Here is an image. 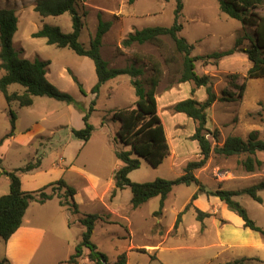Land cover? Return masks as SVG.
I'll list each match as a JSON object with an SVG mask.
<instances>
[{"label": "rangeland", "instance_id": "1", "mask_svg": "<svg viewBox=\"0 0 264 264\" xmlns=\"http://www.w3.org/2000/svg\"><path fill=\"white\" fill-rule=\"evenodd\" d=\"M35 1L0 0V9H12L19 18L18 32L14 37L16 49H25V58L32 60L40 58L49 61V81L60 91L70 94L76 103L70 106L66 102L49 97H37L34 106L31 107L20 108L14 103L11 108L14 109L19 118L14 133L17 137L30 136L33 127L39 123L45 130L40 135H33L28 144H20L17 139L7 144L8 138L4 139L2 143L1 140L8 134L11 125L7 114L8 104L0 92V171H13L15 168L24 167L30 163L34 164L43 159V169L41 170L46 172L44 174L45 179L54 180L56 173L53 170L56 169L58 172L61 170L59 153H65L67 156L71 153L75 156L81 150L87 148L83 151L87 152L91 148L89 152L90 164L87 163L88 171L100 176L109 174L113 168L120 167V160L116 157L115 152L117 150H129L128 147L120 143L118 139L119 130H116L118 121L112 120V116L113 111L117 109H129L135 106L136 94L131 85V78L129 75H122L103 86L100 98L97 100L96 111L90 117V123L95 127V131L87 144L70 135L68 129L62 125L79 120L81 114L85 115L89 111L94 99L87 92L88 85L86 84L92 72L96 77L94 62L88 57L77 55L69 48H58L55 45L47 44L44 38L32 37V34L40 30L45 24L59 26L64 33L72 31L70 14L41 18L34 11ZM183 1L184 10L180 18V22L183 24L181 35L194 45L193 55H207L228 50L234 46L235 39L243 35L242 22L222 13L217 0ZM79 3L80 14L84 15L85 13L80 41L86 47L89 46L90 38L96 32L98 14H101L103 20L113 22V26L104 37L102 47V56L110 63V67L125 68L134 65L143 68L144 75L139 78L143 82H146L152 75L153 63H159L163 73L157 88L158 114L166 130L170 147L169 154L174 156L177 152L180 157L177 163H173L171 157H168L158 168H153L145 160H142L141 167L130 174V180L146 183L157 178L175 179L179 177L183 174V169L188 162L200 159V151L198 143L191 138L197 124L185 114L176 113L173 107L177 102L191 97L203 102L206 99L205 89L196 88L193 82H179L183 66V54L177 52L175 43L170 37H162L163 45L161 47L151 43H136L128 48L121 46L122 40L135 30L155 26H172L177 0H136L133 4H130L128 0H81ZM257 11L264 17V3ZM249 32L253 33V29H249ZM245 46L248 47L249 44L246 42ZM238 53L242 56L246 55L241 52ZM228 63L234 65L231 59H227L225 65ZM195 65L197 73L203 74L202 62L198 61ZM212 70L216 72L213 77L215 91L221 95L222 91L228 88V76L240 74L241 78L238 82L241 83L242 77L246 76L249 70V66L246 61H242L240 66H237L236 73L229 74L217 71L216 68ZM1 75L2 72H0ZM74 75L85 83L83 84L85 94L81 92L78 84L74 81ZM22 89L20 85L16 84L11 90L22 91ZM247 89L249 94L256 95L255 98H259L260 102L264 101V78L248 80ZM193 90H195L194 93ZM252 97L251 95V99H253ZM244 104L246 105V100L245 103H242V99L232 103L216 102L208 110V128L211 132L219 130L218 143L212 135H208L213 146L222 145L225 137L230 134L246 135L251 126L254 127L253 131H259L260 138H264V110L258 103V110L249 112V109L246 108L245 112ZM244 114H247L246 117ZM241 117L244 118V121L240 123ZM42 118H45L44 123ZM50 131H53L51 138H49ZM36 150L37 152H35ZM259 154L261 155L260 158L264 160V152ZM82 157L84 158L85 155ZM246 157L245 154L225 157L212 153L207 162V168L199 170L200 180L204 182V185L206 184L207 188L208 185L217 184L218 181L216 180L220 179L219 175L226 169H230L235 174L245 171L241 161ZM66 167L64 166L62 169ZM259 170L263 171L261 173L264 174V165ZM27 176L28 173L22 175L24 179H27ZM250 178L238 182L237 187L246 188L259 181L256 178ZM197 189L196 185L175 187L166 202L165 218L162 221L164 227H169L172 223V211L184 206L191 193ZM0 191L9 192L5 183V175L0 177ZM52 191L63 195L60 192L62 190L58 189L57 186L53 189L51 187L47 189L48 193ZM261 195L264 197V192H261ZM131 197L130 189L120 193L113 206L118 210L116 222L114 221L110 225L99 224L92 238L93 242L109 258V264H115L118 255L127 249L129 244V236L126 234L128 221L131 222L135 241L142 243L144 242V231L151 228L155 222V213L160 209V197L151 199L139 208L132 207ZM235 200L257 219L264 217V204L256 202L248 195L235 197ZM101 208L98 207L95 211H100ZM83 210L86 211L85 208ZM103 215L109 217L106 213ZM124 215L130 216L129 220L123 219ZM252 219L254 220V218ZM56 227L61 228L59 221H57ZM66 230L71 235V239L80 242L85 227L77 222L76 226H72V229ZM4 253V241L0 237V261L6 259ZM79 260L81 264H91L86 255ZM47 263L49 264V262Z\"/></svg>", "mask_w": 264, "mask_h": 264}, {"label": "trees", "instance_id": "2", "mask_svg": "<svg viewBox=\"0 0 264 264\" xmlns=\"http://www.w3.org/2000/svg\"><path fill=\"white\" fill-rule=\"evenodd\" d=\"M80 1L36 0L34 11L41 18L70 14L72 31L64 33L59 26L45 24L40 30L33 33L32 37L44 38L47 44L55 45L58 48H69L77 55L88 57L94 62L98 81L91 90L94 99L89 111L83 117L85 127L81 130H72L73 136L84 142L89 141L95 130V127L90 123V117L96 111L102 86L118 76L129 75L131 78V85L134 87L137 98L135 107L115 110L112 116V120L121 123L118 139L129 150H117L115 152L123 166L115 172V188L112 190L110 198L113 200L119 190L129 188L132 193L131 205L133 208H138L149 200L160 197V209L155 213V216H159L163 213L165 201L175 186L196 185L198 191L193 195L192 201L197 199L199 193L219 197L229 210L244 220L246 227L264 236V229L258 226L249 216L247 209L235 200L237 196L248 195L256 202L262 203L263 199L258 193L264 191V181L237 191L224 189L211 191L195 175L196 170L202 169L207 164L212 153L225 157L247 155L246 159L241 161L247 172H255L264 165V162L256 157L258 152H264V138H260L259 131H252L247 139L229 136L222 145L216 144L215 146L208 138V135H212L218 143L219 130L211 132L208 128V110L216 102L228 103L241 100L246 92L248 80L264 78V17L257 11L264 0H217L222 13L243 24V35L238 36L234 46L228 50L207 55H193L194 45L181 35L183 24L180 22V18L184 10L183 0H177L172 26H155L135 30L122 40L121 46L125 48L136 43H151L161 47L163 45L162 37H170L175 43L177 52L183 54V66L179 82H193L196 88H204L206 92V99L203 102L191 97L177 102L173 107L176 113L185 114L197 124L191 138L198 142L200 159L188 162L183 174L175 179L157 178L146 183L131 181L129 174L141 167L142 160H145L153 168L160 167L170 153L166 130L158 114L157 88L163 74L160 64L153 63V73L146 82L139 79L144 75L143 68L134 65L125 68L110 67L109 62L102 56V46L104 37L110 31L113 22L103 20L102 15L98 14L96 32L91 36L90 44L86 47L80 41L84 27L83 16L85 15V13L82 15L79 12ZM135 1L128 0L130 4ZM18 24L19 18L14 10L0 9V71L2 72L0 92L9 106L8 116L11 125L10 132L1 140V143L7 137L12 136L16 128L17 115L11 109L14 103L21 108L30 107L33 105L35 97H49L69 105L76 103L70 94L60 91L47 79L49 61L40 58L30 60L24 57L23 49H16L14 37L18 32ZM249 29H253V33H250ZM246 42L249 44L248 47L245 46ZM238 52L246 54L252 66L246 76L242 77L241 83L238 82L241 78L240 74L229 75L228 88L224 89L221 95H218L215 91L213 77L208 74H198L195 63L201 61L203 65H218L223 58ZM73 79L81 92L85 94L82 84L75 76ZM16 84L23 88L22 91H10L11 86ZM192 92L194 93L195 90ZM259 105L264 110V101H261ZM40 165L41 160L13 171H0V174L7 176L10 180L9 192L0 197V237L4 243L22 226L25 214L34 201L45 203L57 194L62 206L67 207L72 214L79 213V206L74 201L76 190L62 178L38 191H23L20 172L31 171ZM56 186L63 191V195L54 191L47 192L48 188L53 189ZM190 207L191 203L186 206L185 210ZM196 212L199 220L209 216L208 213H203L199 209H196ZM101 219L103 216L98 213L84 214L79 219V223L85 227V230L81 243L76 246V251L66 261L67 264H79V259L83 258L84 255L87 256L91 264H109L107 255L92 240L96 225ZM180 219L181 214L178 222ZM85 250H88V253H85ZM8 262L7 259H4L0 261V264H7ZM115 264H127L126 254L118 255ZM225 264L252 263L242 259Z\"/></svg>", "mask_w": 264, "mask_h": 264}, {"label": "crops", "instance_id": "3", "mask_svg": "<svg viewBox=\"0 0 264 264\" xmlns=\"http://www.w3.org/2000/svg\"><path fill=\"white\" fill-rule=\"evenodd\" d=\"M23 50V55L25 57L26 50ZM227 59H231V61L234 62V65L230 63L225 65ZM241 60L246 61L249 68L252 66L247 55L242 56L240 53H235L223 58L218 63V65H203L202 63L201 70L203 74L200 75L208 74L214 77L216 72L212 70L213 68H216L217 71L226 74L236 73L237 66H240V62H242ZM76 78L82 84V86H84L83 84L85 83L81 81L77 76ZM116 79L117 78H114L108 81L106 84ZM97 81V74L95 77L94 72H92L88 82L86 83L88 85V93L91 94V90L95 86ZM106 84H104L103 86H105ZM13 86L14 85L11 86V89ZM11 89L10 91H12ZM101 90L98 99L100 98ZM91 95L93 99L94 95ZM251 95L253 96V99H251ZM255 97L256 95L249 94L248 89L246 90V93L242 98V103H245L246 100V105L244 104L245 112L246 108L249 109V112L259 109L258 103H260V101L258 100L259 98ZM36 98L37 97L34 98V103L32 106H34ZM134 107L135 106H132L131 108ZM7 110H9V106ZM12 110L14 111V109ZM246 115L247 114H244V117H246ZM80 116L79 120H76L74 122L70 121V124L62 125L65 126L66 129H68L70 135L72 136L73 129L81 130L85 127V123L83 120L84 115L81 114ZM18 120L19 118L17 116L16 127ZM41 120L44 123L45 118H42ZM243 121L244 118L241 117L239 122L241 123ZM117 123L118 126H116V130H120L121 123ZM10 130L7 133H9ZM44 130L45 129L42 128L40 123L36 124L35 127H33L32 132L29 134L30 136L25 138L17 137L14 134V131L12 136L7 137L9 139L7 144L11 143V141H15L16 139L20 144H28L33 135H40L44 133ZM253 130L254 127L251 126L246 135L230 134L227 137L239 136L243 139H247V137ZM52 132L53 131H50L49 138L52 137ZM227 137H225L224 140H226ZM91 138L89 139V141L91 140ZM89 141L85 142V144H87ZM86 149L87 148L81 150L75 156L71 155V153L69 154V156H67L65 153H59V166H61V172H58V170L56 169L53 170L54 173H56L54 180L45 179L44 174L46 172H43V170H41L43 169V159H41V165L39 167L28 172H20V177L22 179V189L26 192L38 191L46 185H49L61 178L64 179L70 186L74 187L76 190L74 201L79 206V213L72 214L67 209V207L62 206L60 204V198L57 194L54 195L52 199L47 200L45 203H39L37 201L32 202L25 214L22 226L11 236V238L6 243H4V258L9 261L8 264H48L47 262H49V264H67L66 261L70 258L71 255L75 253L76 246L82 240L79 242L75 239H71V235L67 232L66 229L70 230L72 229V226H76L77 222L79 223V219L84 214H92L98 212V214L103 216V219H101L97 223L93 234L94 237L97 231V226L99 224L110 225L113 224L112 222L116 220L115 218L117 217L116 215L118 210L113 208V206L115 205V201L118 199L120 193L126 189L119 190L113 200L110 198V196L112 190L115 188V172L121 166H123V163H121L120 161V167L113 168L111 173L109 174L103 176L97 175L88 171L87 169V163L88 165L90 164L89 157L91 156L89 152L91 148H89L87 152H83ZM35 152H37V150ZM175 153L176 154L174 156L171 154L168 155V157H171V159L173 160V163H177L180 157L177 152ZM259 153L263 152H258L257 158L264 162V160L260 158L261 155ZM82 155H85V157L83 158ZM64 166L67 167L65 169H62V167ZM206 168L207 164L202 169L204 170ZM199 170L196 171V176L200 179ZM261 172L263 171L257 169L255 172H247L245 170L241 171L238 174H235L234 172L230 171V169H226L220 175L218 174L220 179L216 180L218 181L217 184H215L214 186L208 185L207 189L211 191H215L218 189L231 191L242 190L244 188L237 187V183L242 181L243 179L251 177L250 179L256 178V180H259L258 183L264 181V174ZM24 173H28L27 179H24V177H22ZM2 176L3 175L0 174V177ZM5 183L9 189L10 180L7 176H5ZM175 187L173 188L172 192L174 191ZM197 191L198 189L191 193L190 197H188L189 201L187 200V203H185L184 206H182L180 209L175 208L174 211H172V223L169 227H164L162 221H164L165 218L166 202L170 194L172 193L171 192L165 201L163 213L159 216H155V222L152 224L151 228L147 229V231H144V242L142 243H137L135 241L133 237L134 232L130 225L131 222L128 221L126 234H128L129 236V244L127 246V249L124 251L127 257V264H225L242 259L249 260V262L252 264H264V236L261 233L246 227L244 220L238 214L229 210L228 206L219 197L208 196L205 193H199L197 199L192 201V197ZM0 192V197L7 194L4 191ZM261 192L264 191H260L258 194L263 199V202L261 204H264V197L261 195ZM61 193H63V191H61ZM190 203L191 207L188 210H185L186 206ZM98 207H102L101 210L95 211ZM84 208L86 209V211L83 210ZM196 209H199L203 213H208L209 216L205 217L203 220H199L197 217L198 214L196 212ZM103 213L108 214L109 217L104 216ZM180 214L181 219L178 222ZM248 214L251 218H254V220H256L255 222L258 226L264 229V217H260V219H257L255 216H252L250 212H248ZM129 217L130 216L124 215L122 218L125 220H129ZM57 221L60 222L61 228L56 227ZM85 253H88V250H85ZM79 264H81V262Z\"/></svg>", "mask_w": 264, "mask_h": 264}]
</instances>
